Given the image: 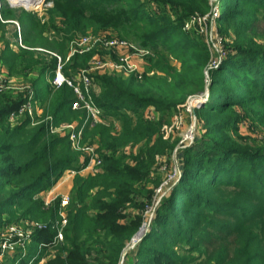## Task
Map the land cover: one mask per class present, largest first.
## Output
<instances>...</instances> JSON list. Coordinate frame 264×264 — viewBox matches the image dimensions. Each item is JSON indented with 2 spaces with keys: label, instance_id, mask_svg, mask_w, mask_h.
Returning <instances> with one entry per match:
<instances>
[{
  "label": "trees",
  "instance_id": "trees-1",
  "mask_svg": "<svg viewBox=\"0 0 264 264\" xmlns=\"http://www.w3.org/2000/svg\"><path fill=\"white\" fill-rule=\"evenodd\" d=\"M51 1L46 21L30 12L18 21L14 35L23 47L16 40L15 48L6 44L0 52V67L9 75L30 76L22 94L0 88V219L4 214L6 222L32 219L46 224L32 238L42 244L36 252L43 264H118L163 181L157 162L168 161L177 145L165 115L181 111L192 95L206 94L207 102L198 111L212 123L209 136L202 139L201 150L191 145L182 151L176 184L155 208L150 232L124 262L188 264L193 258L175 257L185 244L191 253H199L200 264H264V136L240 144L228 134L231 116L221 118L233 107L257 105L264 129V36L257 31L264 22V0H221L222 12L214 18L217 32L225 40V26H231L236 39L223 42L224 50L214 59L187 30L190 19L209 11L208 0ZM2 17H8L6 10ZM88 30L92 35L108 30L147 49L154 73L139 79L114 72L90 75L96 85L91 98L102 117L87 124L82 137L91 127L100 170L81 177L79 153L67 136L50 129L83 121L85 111L71 109V88L50 83L56 58L49 53H61L57 55L64 59L74 36ZM92 56L93 50L73 55L63 74L71 77L87 68ZM238 88L242 94L235 97ZM29 91L40 103L41 115L8 121ZM65 171L76 176L57 242L53 226L59 219V198L45 207L37 196Z\"/></svg>",
  "mask_w": 264,
  "mask_h": 264
},
{
  "label": "rangeland",
  "instance_id": "rangeland-1",
  "mask_svg": "<svg viewBox=\"0 0 264 264\" xmlns=\"http://www.w3.org/2000/svg\"><path fill=\"white\" fill-rule=\"evenodd\" d=\"M209 4V11L204 14L201 18H195L190 19L187 23V30L190 34H192V37L195 38L196 41H199L207 46L210 57H213V59L216 57L217 54H221V50L223 51V42L225 44H230L235 41L236 36L234 32V28L231 26H225V29L228 30L229 37L225 38L223 40V36H221L217 29L219 28V24L214 20L216 16L220 12H222L221 7V0H208ZM53 6L51 0H43V3L40 5L39 8L25 10L21 6H13L9 0H0V52L3 49V47L8 44V46H11L12 48H15V42H19V37L16 38V33H18L19 24L18 21L24 17V12H30L33 13L37 18H40L43 22L47 20V10L50 9ZM8 12V17L3 18L2 13L3 11ZM151 10H155L154 8H151ZM213 12L212 16H210V12ZM43 18V19H42ZM257 31L264 36V22L259 23ZM16 32V33H15ZM91 34V30H88L85 35ZM99 35H103L104 37L109 36V38L115 37L112 35L108 30L106 31H100L98 33ZM92 35V34H91ZM84 35H75L74 39H78L79 37H83ZM21 37V36H20ZM255 37V36H254ZM259 39L261 37H255V39ZM263 38V37H262ZM119 39V38H117ZM123 40V39H120ZM126 41V40H124ZM129 42V41H127ZM261 42L264 44V39L261 40ZM21 47H23L22 44H20ZM36 51L42 50L40 48L34 49ZM62 55L61 53H54ZM151 56V54L149 53ZM67 56V53L65 57ZM115 54L113 51H106L103 50L102 47H94L93 48V58H103V59H114ZM89 62H87L86 65H88ZM171 64L176 65L175 62H171ZM139 68V73L141 74L139 77L135 76L136 78H142V76H151L154 73V69L151 67V64L149 63V59H144L142 62L136 64ZM208 70V69H207ZM206 70V74H207ZM209 71V70H208ZM97 72H107L108 71H95L93 70V77L97 76ZM116 74H122L119 72H114ZM124 75V74H123ZM34 76V75H33ZM36 76V75H35ZM128 76V75H125ZM130 76V75H129ZM134 76V75H132ZM30 76H27L26 78L23 76H17V75H9L4 67H0V88H7L15 93L21 92V94L29 88L30 82L29 80ZM94 89L96 90L95 80H94ZM242 94L241 90L238 88L236 94L233 96L237 97ZM201 95L204 94H195L192 95L190 98L192 100H195L197 97L199 98ZM206 101L202 104L204 105L207 102V96L205 97ZM188 99V100H189ZM187 103V102H186ZM40 103L38 101H35V117L38 118V116L41 115L42 109H40ZM201 105V106H202ZM201 106L194 107L190 112H186V110L183 108L181 111L174 112L172 114L165 115V118L168 119V126L167 128L173 130V133L175 135V138L177 140V145L174 148L173 152L170 154L167 160H158L157 167L158 172H160V176L162 174L163 181L161 182V188L156 190V194H153L152 197V204L148 206L147 209L143 212V219L141 222V225L137 232L132 236L130 241H128L125 244L124 248H127L126 253L123 256V261L121 262V258L119 260L118 264H133L134 259H130L128 262H124L126 255L128 252H133V250L136 247L137 242L141 241L143 236L150 232L152 221L155 216V208L158 204L163 200V196L170 193L173 186L176 184L178 176L180 175L182 171V164L185 158V155L182 153L183 150L186 148H189V146H195V149L201 150L204 146V143L201 142L202 139L207 138L209 136L208 128L212 124L210 122H206V117L203 112L198 111V108ZM260 107L255 105L252 108L249 107H233L231 108L229 113H225L221 116L222 119L228 118V116H231V126L229 127L228 134L231 136L233 140L240 144H244L246 142H250L251 138L256 137V135H260L261 137L264 136V129L261 126L260 121L258 120L257 112L259 113V116H262L263 114L260 112ZM148 113L149 110L147 111ZM262 114V115H261ZM156 116L157 113L155 114ZM171 115V116H170ZM9 117V116H8ZM7 117V118H8ZM70 123V122H69ZM89 130H91V127L88 128V130L85 132L84 137L82 138V145H91L93 146L94 143H96V138L91 137V134L89 133ZM56 134V133H55ZM212 135V134H210ZM199 141V142H197ZM181 142V143H180ZM180 144V145H178ZM194 152V151H193ZM79 157L82 158L81 161L84 163L83 166H81L80 170L78 171L77 175L81 177H86L88 175L94 174L96 171L98 172L99 166L94 168H91L90 166H86L88 161V154L80 153L78 152ZM97 154V153H96ZM98 155V154H97ZM171 175H174L172 179H169ZM76 176V173L73 171H65L59 180L56 182V184L50 188L49 190H45L42 193H40L37 197L41 198L43 201L50 200V199H56L58 197L64 196L68 199L67 204L69 202V194L72 189V183L73 179ZM157 189V188H156ZM9 191V189H6V193ZM54 200H52L50 203H52ZM67 206V205H66ZM65 206V207H66ZM60 213H64L66 215L64 209L60 210ZM128 214H131L132 211L128 210ZM9 219H5V215L3 214L0 219V223H3V230H6L7 227L10 225H16V227L21 228L23 231L25 230H33L31 224L34 223V225L37 224H44L42 221H35V220H28L25 222L24 220H20L17 223H13L10 219V222H6ZM129 221V218L125 219V222ZM2 229V228H1ZM142 230L143 234L140 239H138L136 242H133V240L137 237V233ZM133 242V243H132ZM148 244V243H145ZM42 244L39 245L34 244L32 241L26 243V245L23 246V248L19 245H13L12 246V252L11 253H5L6 256L4 258L3 263L6 264H12L13 258L20 254L21 252H27L29 255H31V259L35 262H38L39 258L36 252V249L41 247ZM157 248V247H156ZM35 250V251H34ZM33 252V254H32ZM10 254V255H8ZM33 255V256H32ZM34 257V258H32ZM176 259H189L193 258L192 261H189L188 264H200L201 257H199V253H191L190 249L187 245L182 244L181 248H177L175 252ZM160 259H151L150 262H158ZM44 263V259H43ZM20 264V263H17ZM24 264V263H21ZM42 264V263H41Z\"/></svg>",
  "mask_w": 264,
  "mask_h": 264
},
{
  "label": "built area",
  "instance_id": "built-area-1",
  "mask_svg": "<svg viewBox=\"0 0 264 264\" xmlns=\"http://www.w3.org/2000/svg\"><path fill=\"white\" fill-rule=\"evenodd\" d=\"M94 47H102L103 50L113 51L116 56L114 59H95L92 56L87 68L80 70L71 77H67L63 74V66L69 60V58H71L75 54L81 55L90 52ZM49 54L56 58L54 75L50 83L55 88H58L62 85H66L71 88L74 95V100L71 103V109H83L85 111V118L83 121L62 123L56 127L51 128L50 130L52 133L67 136L70 142L71 149L73 151L88 154V161L86 166L88 165L91 168L93 167L94 169L100 165V160L98 155L96 154V149L91 145H82V135L84 127L87 124L89 126H92L102 117V111L93 104L91 98V94L94 91V85L90 75L93 73V70H95L119 72L124 75H134L139 77L141 74L139 73V68L136 64L142 62L146 57H148L149 51L136 44L114 37L109 38L107 36L104 37L103 35L99 34H88L84 35L83 37H79L78 39H74L69 43L67 56L64 59H62L57 54ZM32 96V91H29L27 101L20 106V108L16 112V116H14L13 114L9 115L8 121H13L16 117L23 114H27L31 120L35 118V101L32 100ZM205 97L206 94L201 95L199 98L197 97L195 100H192V98H190L183 106V110L185 109L186 112H190L197 105L201 106L206 101ZM173 177L174 175H171L169 179H172ZM161 185L156 190L160 189ZM156 190L154 191V194H156ZM58 198L60 208L58 212L59 219L54 223L53 226L55 230L53 240L57 242L62 240V229L66 224V215H64V213H60V210H63L65 208L68 201V199L64 196ZM52 200L54 199L45 200L44 206L47 207ZM31 225L34 228L32 231H23L21 228L16 227V225L14 224L7 227L6 230H3L4 225L0 226V264L5 262V253H11L13 251V245H19L22 247L18 248H23L26 243L32 241L35 232L44 230L46 228V224L36 223L34 225L33 223ZM40 250L41 247L37 248L38 252ZM38 260V262H35V258L34 260L31 259V255H29L27 252H21L20 254L15 256V258H13L12 264H43V258H39Z\"/></svg>",
  "mask_w": 264,
  "mask_h": 264
},
{
  "label": "bare ground",
  "instance_id": "bare-ground-1",
  "mask_svg": "<svg viewBox=\"0 0 264 264\" xmlns=\"http://www.w3.org/2000/svg\"><path fill=\"white\" fill-rule=\"evenodd\" d=\"M9 1L13 5L20 4L26 7L28 10L39 8L40 5L43 3V0H9Z\"/></svg>",
  "mask_w": 264,
  "mask_h": 264
},
{
  "label": "water",
  "instance_id": "water-1",
  "mask_svg": "<svg viewBox=\"0 0 264 264\" xmlns=\"http://www.w3.org/2000/svg\"><path fill=\"white\" fill-rule=\"evenodd\" d=\"M13 6H21V7H23L25 10H28L26 7H24V6H22V5H20V4H15V5H13ZM30 11V10H29ZM142 234H143V232H142V230H140L138 233H137V237L133 240V242H136L138 239H140V237H142ZM132 242V243H133ZM126 250H127V248H124L123 249V251H122V253H121V262L123 261V256H124V254L126 253Z\"/></svg>",
  "mask_w": 264,
  "mask_h": 264
}]
</instances>
